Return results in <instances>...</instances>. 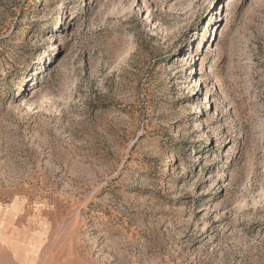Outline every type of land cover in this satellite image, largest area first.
Listing matches in <instances>:
<instances>
[{
    "label": "rangeland",
    "instance_id": "obj_1",
    "mask_svg": "<svg viewBox=\"0 0 264 264\" xmlns=\"http://www.w3.org/2000/svg\"><path fill=\"white\" fill-rule=\"evenodd\" d=\"M0 264H264V0H0Z\"/></svg>",
    "mask_w": 264,
    "mask_h": 264
},
{
    "label": "bare ground",
    "instance_id": "obj_2",
    "mask_svg": "<svg viewBox=\"0 0 264 264\" xmlns=\"http://www.w3.org/2000/svg\"><path fill=\"white\" fill-rule=\"evenodd\" d=\"M211 100H209L208 98H207V102H210Z\"/></svg>",
    "mask_w": 264,
    "mask_h": 264
}]
</instances>
